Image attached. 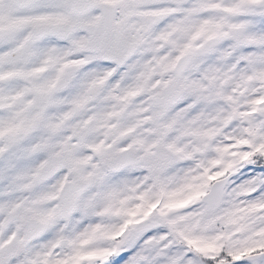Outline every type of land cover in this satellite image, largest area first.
Segmentation results:
<instances>
[{
  "label": "snow or ice",
  "instance_id": "1",
  "mask_svg": "<svg viewBox=\"0 0 264 264\" xmlns=\"http://www.w3.org/2000/svg\"><path fill=\"white\" fill-rule=\"evenodd\" d=\"M0 264H264V0H0Z\"/></svg>",
  "mask_w": 264,
  "mask_h": 264
}]
</instances>
